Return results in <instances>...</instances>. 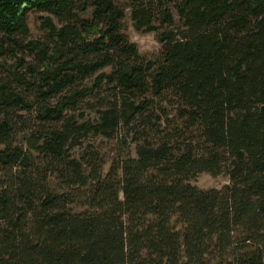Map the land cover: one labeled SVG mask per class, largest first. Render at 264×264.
Wrapping results in <instances>:
<instances>
[{"label": "trees", "instance_id": "16d2710c", "mask_svg": "<svg viewBox=\"0 0 264 264\" xmlns=\"http://www.w3.org/2000/svg\"><path fill=\"white\" fill-rule=\"evenodd\" d=\"M0 264H264V0H0Z\"/></svg>", "mask_w": 264, "mask_h": 264}, {"label": "rangeland", "instance_id": "374dc122", "mask_svg": "<svg viewBox=\"0 0 264 264\" xmlns=\"http://www.w3.org/2000/svg\"><path fill=\"white\" fill-rule=\"evenodd\" d=\"M122 5L125 7V17L123 19V32L127 35L128 39L133 42L136 45L137 51L139 54H141L146 60L154 58L160 49V44L158 43L156 39V31H144V30H137L133 26V21L130 17V5L126 3V1L122 2ZM174 15L175 21H177V16L174 11H172ZM47 14L44 12H38L36 10H30L26 14V25L28 27V33L24 36H19V40H22L23 42L29 41V40H43L44 31L41 28V21L44 16ZM55 21V19H54ZM21 55V53H17L16 56ZM27 60H32V57L27 56ZM8 61L14 62L15 58H9ZM91 113H85L84 117H78L79 120H86L88 118H91ZM24 133L20 134L18 136V141L23 142L24 144ZM100 139H93L87 137L85 141L93 142L96 141V145L101 144L99 142ZM102 146V152L104 154L111 156V146L110 144H101ZM130 146V145H128ZM131 147V152L133 154V146ZM78 148L75 149L72 153H77ZM107 166L105 167V169ZM191 184L196 185L199 188L202 189H208V188H222L225 185L229 184V179L226 175L221 174L218 176H211L207 173H199L194 179L190 180Z\"/></svg>", "mask_w": 264, "mask_h": 264}]
</instances>
